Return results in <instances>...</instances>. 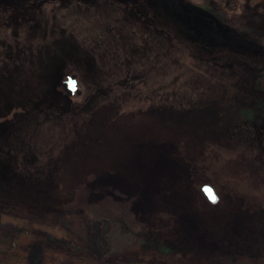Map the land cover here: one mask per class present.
<instances>
[{
    "label": "rangeland",
    "instance_id": "rangeland-1",
    "mask_svg": "<svg viewBox=\"0 0 264 264\" xmlns=\"http://www.w3.org/2000/svg\"><path fill=\"white\" fill-rule=\"evenodd\" d=\"M179 1L141 0L155 23L144 12L123 10L110 0L102 5L94 0H53L20 15L12 10H0V156L7 158L5 162L0 160V214L22 212L30 220L54 222L66 231L62 238L33 228L20 239L21 244L1 250L0 264H255L251 257L238 253L210 262L201 261L197 255L189 257L185 252L172 263L171 260L139 261L130 245L131 236L122 224L92 221L76 208L66 207L73 205L75 193L82 186V169L101 165L106 158L114 162L116 153L124 152L125 141L134 140L153 127L159 135H166L167 132H162L170 121L191 125L213 122H209L212 118L206 109H192L186 104L193 97L206 105L221 95H229L232 90L218 80L228 82L230 79L223 73L217 78L212 76L213 68L206 61L239 57L264 64L263 57L251 58L248 50L233 46L230 40L210 44L200 39L195 29L179 17ZM214 1L222 8L215 12L220 16L234 12L242 26L250 18L244 14L246 8L260 9L264 18V0H235L237 8L232 5L234 10L224 5L225 0ZM207 2L209 0H200L197 4L203 7ZM262 33L264 35V27ZM173 38L184 46L176 45ZM67 72L77 77L79 91L70 98L61 95L55 98V84ZM240 73L243 79H249V70ZM234 88H238L237 85ZM53 98L59 100L60 106L72 105L73 108L94 98L93 105L81 113L84 120L71 123L77 131H81L78 129L81 126L89 135L102 129L100 141L90 149L92 153L87 156L59 153L58 145L68 137L64 131L67 124L44 121L50 108L46 106L52 105ZM180 98H183L182 104L176 106ZM256 108L255 112L261 114L262 107ZM178 137L167 134L166 141L160 145L150 143L138 148L136 159L140 163L135 167L138 183L146 185L147 189L156 185L166 167L158 154L163 147L175 145ZM206 137L210 136L193 135L191 140L199 138L197 143H201ZM144 153L148 154L144 156ZM32 155H36L37 161L50 164L53 175L47 181L49 184L27 183L14 176L16 174L8 173L13 165L19 174ZM184 171V183L189 192H200L203 184L214 183L213 176L205 177L202 170L194 175L187 169ZM110 177L104 175L102 181L110 179L117 183L116 175ZM244 184L247 183L239 181L238 187L246 191ZM226 189L224 187L220 195L215 191L217 200L212 203L206 197L207 201L197 197L198 192L190 199L193 204L198 200L202 201L201 206L204 203L210 219L215 221L213 230L222 231L227 227L226 222L250 221V217L253 226L258 223L256 219L264 221V212L251 214L253 209L242 206L241 199L236 201L225 194ZM26 223L18 227L16 223L0 222V235L17 233L28 226Z\"/></svg>",
    "mask_w": 264,
    "mask_h": 264
},
{
    "label": "trees",
    "instance_id": "trees-1",
    "mask_svg": "<svg viewBox=\"0 0 264 264\" xmlns=\"http://www.w3.org/2000/svg\"><path fill=\"white\" fill-rule=\"evenodd\" d=\"M94 1H97L99 5L108 2V0ZM110 1L123 10L142 11L153 20L151 13L143 8L141 0ZM183 1L177 3L180 8L177 13L192 29H195L200 39L210 44H220L223 39L230 40L233 46L248 50L251 58H264L262 33L264 18L260 9L246 8L244 14L245 16L248 14L250 18L246 19V24L242 26L234 12H232L233 15L229 14L230 16L226 13L220 16L219 12H215L221 11L222 8L218 7L214 0H209L203 7L197 4L200 0ZM51 2L53 0H0V10H12L16 15H20L31 13L33 9ZM173 41L181 48L184 46V43L179 40L173 38ZM255 61L257 60L253 62L250 59H239V57H226L222 61H206L208 66L211 65L213 68L212 76L217 78L223 73L230 79L228 82L218 80L226 89L232 90L229 95H221L220 98L212 100L211 104L198 103L193 97L186 101L189 108L206 109L211 114L212 119L208 120L213 121L210 122L212 125L209 123L208 125L201 123L191 125L177 120L166 123L164 132H161L179 137L175 145L163 147L158 154V156L161 155L160 158L164 160L166 167L157 179L156 185L147 189L146 185L138 183L135 178V167L140 163L136 159L139 153L138 148L150 143L156 146L166 141L167 134L159 135V132L153 131L155 129L153 127L151 130L143 131L141 136L134 140L125 141L123 144V146L127 144L123 149L125 153H116L114 162L110 163L106 158L101 165L84 167L81 172L82 186L75 193L73 205L68 204L66 207L76 208L79 212L88 215L92 221L122 224L131 236L130 245L133 246L139 261L140 259L158 262L171 260L170 263H172V260L181 258L179 254L185 252L189 257L197 255L201 261L210 262L214 258L222 259L226 255L238 253L245 258L251 257L255 264H264V221L259 222V219H256L258 223L253 226L252 222L250 223L253 221L250 217V221L226 222L227 227H224L222 231L213 230L215 221L210 219L209 210L205 209L204 203L201 206V200L207 201V197L201 189L200 192L197 191L199 196L197 194L196 196L202 199L198 200L197 204H193L190 199L192 194L197 192L194 190L189 192L184 183L185 169L193 175L202 170L205 177L213 176L212 185L219 195L224 193L225 187L227 188L225 194L236 201L241 199L242 206L247 205V208L253 209L251 211L248 209L251 214L254 211L257 214V211L264 212V186L262 185L264 183V64L258 65ZM241 70H249V79L242 78ZM242 82L247 83L241 84ZM234 85L238 88L233 90ZM191 86L193 87V84ZM191 89L195 90V88ZM54 93L55 98L57 95L66 96L59 88ZM55 98L52 105L46 106L50 108L47 109V119L44 121L49 120L51 124H55L54 120H56L67 124L64 131L68 137H64L58 145L59 153L64 156L71 153L89 155L92 153L90 149L92 150L97 141H100L98 137L102 129L98 128V131L89 135L84 132L83 127L78 128L81 130L79 132L77 128L72 127L71 123L72 120H76L77 123L84 120L81 113L93 105L94 98L88 99L84 104L76 105L75 108L72 105L62 107L59 100L56 101ZM180 99L176 106L182 104L183 98ZM257 106L262 107L259 109L262 111L261 114L255 112ZM178 107L184 108L185 105ZM116 109L118 110V107ZM133 111L144 113L145 110L133 109ZM215 120L216 123H214ZM167 126H170V132ZM203 134L210 137H206V140L201 143H197L199 138H196V141L191 140L193 135L198 137ZM46 152L49 153L48 150ZM35 156L29 157L28 163L19 174L15 172L16 168L13 165L8 168V173L16 174L14 176H19L27 183L49 184L47 181L53 175L52 168L49 163L47 164L48 161H37L38 158ZM5 159L7 158H4V155L0 156L1 161L5 162ZM248 167L252 168V171H249ZM104 175L109 177L116 175L117 183L114 184L110 180L111 177L105 182L102 181ZM239 181L247 183L244 185L248 190L244 191V188L238 187ZM66 196L65 193L62 198L64 202ZM59 202L57 204H60ZM56 208L62 209L60 206ZM0 222L16 223L18 227L22 223H29L26 228L23 227L17 233H11V235L1 233L0 252L11 245L21 244L20 239L29 235L33 228L62 238L66 236V231L54 222L30 220L22 212L1 213Z\"/></svg>",
    "mask_w": 264,
    "mask_h": 264
},
{
    "label": "water",
    "instance_id": "water-1",
    "mask_svg": "<svg viewBox=\"0 0 264 264\" xmlns=\"http://www.w3.org/2000/svg\"><path fill=\"white\" fill-rule=\"evenodd\" d=\"M77 77H75L71 72H67L64 75V79L60 82L61 88H63L64 93L68 96H73L77 93L79 90V83H78ZM201 189L203 190L205 196L207 199H209L211 202H215L217 199V195L215 193V189L212 187V185L209 184H203L201 186ZM211 196L215 197V200L211 198Z\"/></svg>",
    "mask_w": 264,
    "mask_h": 264
},
{
    "label": "flooded vegetation",
    "instance_id": "flooded-vegetation-1",
    "mask_svg": "<svg viewBox=\"0 0 264 264\" xmlns=\"http://www.w3.org/2000/svg\"><path fill=\"white\" fill-rule=\"evenodd\" d=\"M235 2V0H225V3H224V5L225 6H228L230 9H234L235 7H237L236 6V2ZM232 5H234L235 7H233ZM64 76V75H63ZM64 78H61L60 80H57V83L55 84V87H54V89L56 88H59V89H61L62 91H63V88H61V86H60V82L63 80ZM55 89V90H56ZM64 92V91H63ZM65 94V93H64Z\"/></svg>",
    "mask_w": 264,
    "mask_h": 264
},
{
    "label": "snow or ice",
    "instance_id": "snow-or-ice-1",
    "mask_svg": "<svg viewBox=\"0 0 264 264\" xmlns=\"http://www.w3.org/2000/svg\"><path fill=\"white\" fill-rule=\"evenodd\" d=\"M211 198H212L213 200H215V197H214V196H211Z\"/></svg>",
    "mask_w": 264,
    "mask_h": 264
}]
</instances>
